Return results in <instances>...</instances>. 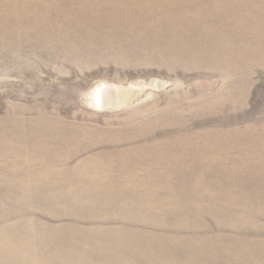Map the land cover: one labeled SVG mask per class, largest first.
<instances>
[{
  "label": "rangeland",
  "instance_id": "obj_1",
  "mask_svg": "<svg viewBox=\"0 0 264 264\" xmlns=\"http://www.w3.org/2000/svg\"><path fill=\"white\" fill-rule=\"evenodd\" d=\"M0 264H264V0H0Z\"/></svg>",
  "mask_w": 264,
  "mask_h": 264
},
{
  "label": "bare ground",
  "instance_id": "obj_2",
  "mask_svg": "<svg viewBox=\"0 0 264 264\" xmlns=\"http://www.w3.org/2000/svg\"><path fill=\"white\" fill-rule=\"evenodd\" d=\"M108 88L106 86L104 87H99L97 88V90H95V92L92 94L93 98L95 100V102L97 103V105L102 108L104 106H106L107 104H109L108 98L105 97L106 93H107ZM122 90V88H121ZM119 88L116 90L117 94L119 93V96L116 97L114 99V101L118 100V102H123L124 101V96H125V92H122ZM124 91V90H123Z\"/></svg>",
  "mask_w": 264,
  "mask_h": 264
}]
</instances>
